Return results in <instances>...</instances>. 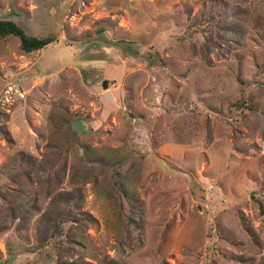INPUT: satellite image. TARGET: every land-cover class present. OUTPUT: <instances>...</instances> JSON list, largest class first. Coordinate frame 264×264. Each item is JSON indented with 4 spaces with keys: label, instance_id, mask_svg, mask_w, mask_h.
Returning <instances> with one entry per match:
<instances>
[{
    "label": "rangeland",
    "instance_id": "1",
    "mask_svg": "<svg viewBox=\"0 0 264 264\" xmlns=\"http://www.w3.org/2000/svg\"><path fill=\"white\" fill-rule=\"evenodd\" d=\"M0 19L58 39L0 42V264H264V0H0Z\"/></svg>",
    "mask_w": 264,
    "mask_h": 264
},
{
    "label": "trees",
    "instance_id": "2",
    "mask_svg": "<svg viewBox=\"0 0 264 264\" xmlns=\"http://www.w3.org/2000/svg\"><path fill=\"white\" fill-rule=\"evenodd\" d=\"M8 37H14L19 40L21 50L26 53L30 54L33 52H37L43 49L48 48L50 45L58 42V39L55 35H48L46 37H34L30 36L25 32V30L18 25L16 22L12 20H2L0 19V42ZM114 47L121 50L122 54L127 57H136L139 55V48L137 44L127 40H119L113 44ZM147 61H150L154 64H159L162 62V57L159 53L153 55L147 53L144 55ZM98 61L91 62L88 65H84L83 68H89L90 70H97ZM238 108H249L248 104L243 100L241 103H237L235 105ZM248 106V107H247ZM154 158L157 159L159 165L164 168V170L168 173L174 175H185L182 171L173 170L171 169L170 165L163 159L158 158L155 156ZM187 180L190 182L189 175H185ZM191 183V182H190Z\"/></svg>",
    "mask_w": 264,
    "mask_h": 264
},
{
    "label": "built area",
    "instance_id": "3",
    "mask_svg": "<svg viewBox=\"0 0 264 264\" xmlns=\"http://www.w3.org/2000/svg\"><path fill=\"white\" fill-rule=\"evenodd\" d=\"M18 95L21 97V98H24V94L21 92V93H18Z\"/></svg>",
    "mask_w": 264,
    "mask_h": 264
}]
</instances>
